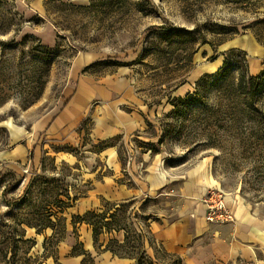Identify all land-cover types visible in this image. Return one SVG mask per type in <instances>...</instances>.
<instances>
[{"label": "rangeland", "instance_id": "obj_1", "mask_svg": "<svg viewBox=\"0 0 264 264\" xmlns=\"http://www.w3.org/2000/svg\"><path fill=\"white\" fill-rule=\"evenodd\" d=\"M0 31V261L15 253L58 264L68 237L80 250L77 221L99 219L77 206L86 190L79 173L103 169L97 152L108 143L92 117L111 105L144 111L141 130L110 141L124 165L139 147L153 148L167 173L205 160L224 196L263 206L264 60L249 69L247 54L228 43L250 34L264 44V0H0ZM224 50V68L209 74ZM79 80L96 91L71 135L51 139L45 122ZM174 193L92 209L113 214L99 247L126 235L122 251L137 256L151 240L145 216L171 220ZM21 233L33 241L28 254Z\"/></svg>", "mask_w": 264, "mask_h": 264}, {"label": "crops", "instance_id": "obj_2", "mask_svg": "<svg viewBox=\"0 0 264 264\" xmlns=\"http://www.w3.org/2000/svg\"><path fill=\"white\" fill-rule=\"evenodd\" d=\"M229 41L228 49L238 48L247 54L249 69L251 66L257 67V72L262 69L264 46L252 35L236 36ZM219 62L209 73L218 70L223 59ZM95 91L92 84L78 81L58 111L43 124L51 139L71 135ZM143 112V109L117 111L111 105L97 119L92 117L96 137L108 144L97 152V159L104 162L103 169L94 167L90 173H79V180L86 184V190L78 200V208L87 211L103 207V202H135L137 199L169 195L175 190L174 217L166 220L161 215H154L146 221L154 244L151 246L146 241L145 251L153 264H166L157 258L155 246L180 258L182 264H264V211H259L260 208L264 210V203L262 207H256L236 196H224L233 219L225 223H209L204 219L203 195L210 189H216L206 167L207 161H200L183 174L167 173L160 162L155 161V154L139 147L141 151L135 150L127 164L122 163L116 144L110 141L116 137L126 138L141 130L144 126ZM71 157L74 162L75 157ZM174 186L176 189H172ZM78 224V241L84 251L93 256L92 264H136L133 257L96 250L91 227L85 223ZM69 240L68 237V241L66 238L60 244L58 262L81 264L82 255L71 254L72 243ZM46 264H52V260Z\"/></svg>", "mask_w": 264, "mask_h": 264}, {"label": "trees", "instance_id": "obj_3", "mask_svg": "<svg viewBox=\"0 0 264 264\" xmlns=\"http://www.w3.org/2000/svg\"><path fill=\"white\" fill-rule=\"evenodd\" d=\"M18 16H19V19L21 21L20 24L22 25V23H23L22 22L23 16L20 15V14H18ZM0 32H2V31H0ZM36 38L37 37H35V39ZM37 41H38V43L40 42L38 38H37ZM262 45L264 46V44H262ZM37 46L41 50H45V51H52L53 49H55L57 47V46L50 47V46L41 45V44H38ZM233 50H238V52L240 51L244 56H246V53L244 51L240 50V49H229L228 51L230 52V51H233ZM226 52L223 53L224 59H223V63L221 65V67H219V69L216 70L215 72L221 71L224 68V66L226 64V57H227L226 56ZM209 74H213V73H209ZM190 96H193V95L190 94ZM178 99L179 100H182L183 98H180L179 97ZM172 105L174 107V104H172ZM158 141H160V139ZM149 150H150V152L152 154H155V151H154L153 148H149ZM4 190H7V189H4ZM124 202H126V201H124ZM127 202H129V201H127ZM130 202H131V200H130ZM113 205L118 207L119 204H115L114 203ZM103 208L104 207H102V209ZM108 212H111L110 208L104 209V210H101V211L99 210L97 212L94 211V210H92V209L91 210H87V211L84 212V215L83 216L88 215V214H93V215H95L99 219V221H94L93 222L91 220H85L84 218H80V220L77 221V223H86V224H88V225L91 226L92 233H93L94 247L96 248V250H108L112 254H115V255H118V256L133 257L136 260V264H143L144 263L143 262L144 260H147V264H153V260L147 255V253L145 251L144 242L142 243V245H143L142 247L143 248L138 253L137 256L136 255H130L129 253L122 251L123 248H124V246L127 244V241H126L127 240V236L126 235L124 237V240H122V241H119L117 238H114V239H111L110 238L108 244H106L103 248H101V246L99 247V245L97 244L98 236L103 232V230H105V228L107 230H110V222L113 220V214L112 215H109ZM108 215H109V220L107 218ZM145 217H146L145 220L147 221L149 218H153L154 215L148 214ZM113 230H116L117 231L118 229H113ZM19 241L23 245H27L29 243H33L32 239L26 238L25 235H24V233H21L20 234V240ZM149 244L151 246L154 244V241H153L152 237H151V240H150ZM32 245H34V244H31V246ZM78 245L80 247V250L74 251V247H72L71 254L82 255L81 264H87V263L92 264V262H93V256H91L90 253H87V252L84 251L81 242H79ZM154 250L156 252H158V250L156 249V247H154ZM160 250H162V249L160 248ZM162 252H164V251H162ZM28 253L29 252H28V245H27V248L25 247L24 254H28ZM166 255H170V254H166ZM170 256L173 257V258H175V260H174V263L175 264H182L180 258H178L176 256H173V255H170ZM45 257H47V255ZM57 261H58V259H57ZM0 263H3V264H34V262H30V257H25L24 256L22 259L16 260L15 259V253H9V257H7V254H3V260H1ZM58 264H59V262H58Z\"/></svg>", "mask_w": 264, "mask_h": 264}, {"label": "built area", "instance_id": "obj_4", "mask_svg": "<svg viewBox=\"0 0 264 264\" xmlns=\"http://www.w3.org/2000/svg\"><path fill=\"white\" fill-rule=\"evenodd\" d=\"M204 219L209 223H225L233 219L232 212L227 208L224 194L217 189L208 190L202 198Z\"/></svg>", "mask_w": 264, "mask_h": 264}]
</instances>
